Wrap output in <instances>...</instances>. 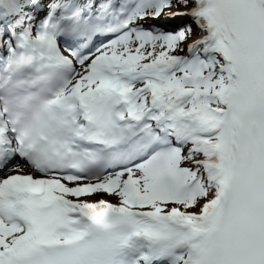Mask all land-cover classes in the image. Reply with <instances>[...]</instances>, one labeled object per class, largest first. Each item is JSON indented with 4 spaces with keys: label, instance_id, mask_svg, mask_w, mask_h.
<instances>
[{
    "label": "snow or ice",
    "instance_id": "1",
    "mask_svg": "<svg viewBox=\"0 0 264 264\" xmlns=\"http://www.w3.org/2000/svg\"><path fill=\"white\" fill-rule=\"evenodd\" d=\"M0 264H264V0H0Z\"/></svg>",
    "mask_w": 264,
    "mask_h": 264
},
{
    "label": "bare ground",
    "instance_id": "2",
    "mask_svg": "<svg viewBox=\"0 0 264 264\" xmlns=\"http://www.w3.org/2000/svg\"><path fill=\"white\" fill-rule=\"evenodd\" d=\"M179 24V21L178 20H173V21H171V22H169V23H166L165 25H169V26H172V25H174V24Z\"/></svg>",
    "mask_w": 264,
    "mask_h": 264
},
{
    "label": "rangeland",
    "instance_id": "3",
    "mask_svg": "<svg viewBox=\"0 0 264 264\" xmlns=\"http://www.w3.org/2000/svg\"><path fill=\"white\" fill-rule=\"evenodd\" d=\"M172 9H174V8H172ZM179 10V9H178Z\"/></svg>",
    "mask_w": 264,
    "mask_h": 264
}]
</instances>
